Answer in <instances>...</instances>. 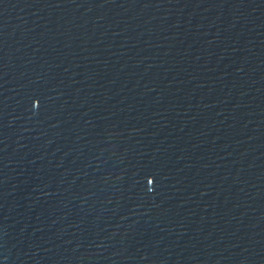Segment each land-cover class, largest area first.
Listing matches in <instances>:
<instances>
[{"label":"water","instance_id":"95a60500","mask_svg":"<svg viewBox=\"0 0 264 264\" xmlns=\"http://www.w3.org/2000/svg\"><path fill=\"white\" fill-rule=\"evenodd\" d=\"M0 264H264V0H0Z\"/></svg>","mask_w":264,"mask_h":264}]
</instances>
